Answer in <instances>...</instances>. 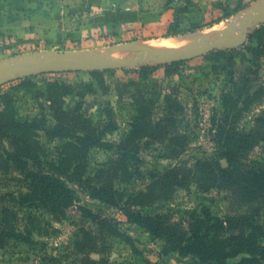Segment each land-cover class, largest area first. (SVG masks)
Instances as JSON below:
<instances>
[{"label": "rangeland", "instance_id": "obj_1", "mask_svg": "<svg viewBox=\"0 0 264 264\" xmlns=\"http://www.w3.org/2000/svg\"><path fill=\"white\" fill-rule=\"evenodd\" d=\"M25 1H28L30 7L24 8L25 13L22 15L19 12L22 9L11 12L7 8L11 5L0 0V24L13 18V31L0 29V60L43 57L57 52H109L117 56V50L122 47L126 49L136 42L187 37L233 19L235 21L232 23L239 24L240 16L246 18H243L245 22L263 7L261 0ZM168 1H171L172 9L165 8ZM252 5L257 6L256 11L253 8L251 14L248 12L244 15ZM232 7L237 10L226 17ZM164 11L169 15H166V20H161ZM170 19L176 20L177 28L184 32L164 36ZM152 21L159 22L155 29L159 35L157 37L145 38L149 30L144 33V28L133 29L135 23H155ZM160 21L167 25H162ZM120 22H124L121 32L109 29L106 35L101 31L103 26L110 28ZM263 24L261 22L249 28L245 44L230 49H214L188 60L164 64L150 62L111 70L98 69L95 74L91 71L50 72L7 82L0 85V136L4 131L2 120L17 123L27 134L28 143L33 145L38 155H42L40 146H45L48 155H42L41 159L49 161L59 157L57 150L60 141L47 136L40 129L45 123V114L48 120L46 124L53 123L48 116V106L49 92L55 89V82H64L61 84L64 87L62 89L69 90L65 97L67 104L81 107L102 129L105 120H108L106 114L113 111L118 128L108 130L104 135V140L110 142L120 141L130 130L136 113L134 103L141 95L156 101V108L163 104L165 94H172L184 107L182 126L191 130V146L182 160L192 163L196 158L212 153L219 125L225 124L227 120L230 122L235 109L240 110L236 122L240 130L256 128L264 110V60L255 59L248 46L253 44V40H249L250 35ZM8 25H11V21ZM215 37L211 40L226 38L225 33L221 38ZM208 38L169 51L194 46ZM129 52L120 57L140 55L137 51ZM160 108L155 109L154 119ZM9 142L8 138L0 137V210L5 206L11 208L15 217L20 219L21 230H25L26 226L34 230V242L27 244L14 238L7 239L6 244L0 245V264H79V255L73 251V247L82 228L87 229L98 241L99 248L105 249L104 256L112 264H209L190 254L169 251L163 239L153 237L147 228L128 221L123 209L107 206L93 195L87 177L93 176L97 168L112 156V152L105 149L103 143L91 148V166L85 176L70 183L76 204L67 209V216L63 220H57L50 211L51 205L49 209L41 203L38 207L31 206L33 202L24 196V193L29 192L28 189L10 179L19 173L10 163L7 153L11 150ZM155 146L152 150L142 152L144 174L155 169L166 170L177 164L176 160L162 156L164 150L160 144ZM252 159L257 163L264 160V142L256 147ZM222 164L227 165L225 159H222ZM146 182L134 176L128 183H118V187L128 196L133 189L143 188ZM232 194V189L202 192L193 185L188 190L180 189L171 200L144 208H132L143 210L144 213L170 212L179 219L184 216L185 210L207 205L215 214L226 216L233 212ZM13 197L14 200L11 199ZM84 208L87 215L83 214ZM31 214L36 221L30 222L28 215ZM90 214L108 220V228L97 220L92 221ZM91 256L100 259L102 255L92 252Z\"/></svg>", "mask_w": 264, "mask_h": 264}, {"label": "trees", "instance_id": "obj_2", "mask_svg": "<svg viewBox=\"0 0 264 264\" xmlns=\"http://www.w3.org/2000/svg\"><path fill=\"white\" fill-rule=\"evenodd\" d=\"M165 8L172 9L171 1L165 4ZM236 10L229 8L226 17ZM135 27L144 28V33L149 30L145 38L159 36L155 31L156 24L135 23L133 29ZM177 27L176 20L170 19L164 36L184 32ZM249 40H253L248 49L254 58L264 60V24L250 35ZM97 72L91 71L92 74ZM61 84L65 83L55 82L57 90L55 87L52 93L49 92L48 116L53 123L46 124L45 114V123L40 128L47 136L60 141L59 157L49 161L41 159L42 155H48L45 146H40L42 155H38L17 123L2 120L4 131L0 137L9 139L11 150L7 153L19 173L10 179L28 189L24 196L33 202L31 206L38 207L41 203L49 209L51 205L50 211L56 219L63 220L67 209L76 204L70 183L85 176L91 166V148L103 143L112 156L97 168L93 176L87 177L89 189L95 197L107 206L123 209L128 221L147 228L153 237L163 239L165 248L171 252L190 254L209 264H264V160L257 163L252 159L256 147L264 142V110L256 128L240 130L236 124L240 110L235 109L231 121L219 125L212 153L190 163L182 160V156L191 146V130L182 126L184 107L174 95L165 94L163 104L156 107L161 108L155 119L156 101L141 95L134 103L136 113L130 130L120 141L110 142L104 140V135L106 131L118 128L113 111L106 114L108 120L102 129L81 107L67 104L65 97L69 90L62 89ZM156 144L163 147L162 156L176 160L177 164L144 174L142 152L154 149ZM222 159L227 165L222 164ZM134 176L147 182L143 188L133 189L127 196L118 183H128ZM193 185L202 192L232 189L233 212L219 216L209 206L200 205L185 210L184 216L178 219L170 212L144 213L132 208L171 200L180 189L188 190ZM83 214L87 215L86 209ZM90 215L92 221L97 220L108 228V220ZM15 216L7 206L0 210V245L6 244L10 238L27 244L34 242V230L27 226L21 230L20 219ZM28 217L30 222L36 221L32 214ZM79 231L73 247L79 255V264H112L92 234L85 228ZM113 232L117 233L116 230ZM92 252L102 256L94 259Z\"/></svg>", "mask_w": 264, "mask_h": 264}, {"label": "water", "instance_id": "obj_3", "mask_svg": "<svg viewBox=\"0 0 264 264\" xmlns=\"http://www.w3.org/2000/svg\"><path fill=\"white\" fill-rule=\"evenodd\" d=\"M263 7L255 12L251 18L244 22L242 28L237 23H230L225 31V39L208 38L202 43L184 49L167 52H149L143 48L140 55L120 57L113 54L87 52V53H48L43 57L25 56L21 59L10 58L0 60V85L19 77H31L50 72L68 71H94L98 69L111 70L133 67L138 64L155 62L158 64L171 63L192 59L214 49H230L245 44L249 28L264 22Z\"/></svg>", "mask_w": 264, "mask_h": 264}, {"label": "bare ground", "instance_id": "obj_4", "mask_svg": "<svg viewBox=\"0 0 264 264\" xmlns=\"http://www.w3.org/2000/svg\"><path fill=\"white\" fill-rule=\"evenodd\" d=\"M254 6L255 5H252V6H250V8H247L246 14H244V15H247L248 12L250 13V11H254V9L256 11L257 6H255V7ZM241 15H243V14H241ZM240 18H241V23L237 24V27L239 29L242 28L243 22H244L243 18H245V17L240 16ZM234 21L235 20L233 19L226 24H217L211 28L205 29L203 31H200L198 33L192 34V35L187 36V37H169V38H164V39H159V40L141 41L140 43L136 42L133 45L131 44L130 46H128V48L126 47V49L122 47L123 49L121 48V49L117 50V56L118 55L120 56L121 54L124 55V54L130 53L129 50L133 51V52L137 51L138 53H141L143 48H147L149 50V52H157V51L166 52V51H169L170 49H174L176 47L179 48L180 46H183V45H188L191 43L193 44L195 42L202 41V40L206 39L207 37H210V38L213 37L214 38L216 36L215 34H217V36L215 38H217V37L221 38L220 36H222V35L224 36L225 29L227 28V25L229 23L234 22ZM222 30H224V31H222ZM105 53L109 54V52H105Z\"/></svg>", "mask_w": 264, "mask_h": 264}, {"label": "crops", "instance_id": "obj_5", "mask_svg": "<svg viewBox=\"0 0 264 264\" xmlns=\"http://www.w3.org/2000/svg\"><path fill=\"white\" fill-rule=\"evenodd\" d=\"M5 2H6L7 5H11V6H7L8 10L11 9V12L12 11L17 12V9H20V10L22 9L21 11H19L22 15L25 13V9L24 8L30 7L29 4H28V1L26 2L25 0H5ZM12 6H14V8H11ZM166 15H169V13H166V11H164V14L161 17V20H166L167 19ZM12 19L13 18L4 20L3 24H0V29H3L4 31H8V32L13 31L12 30L13 29ZM10 21H11V25H8V22H10ZM152 22H155L153 24H159L158 21H152ZM162 22H163V24H162ZM160 23L162 25H165L164 21H160ZM25 25H26V23H25ZM109 29L115 31L116 33L121 32L124 29V22L115 23V24L111 25L110 28H108L106 26H103L101 28V31H103V33H108L107 31H110Z\"/></svg>", "mask_w": 264, "mask_h": 264}]
</instances>
